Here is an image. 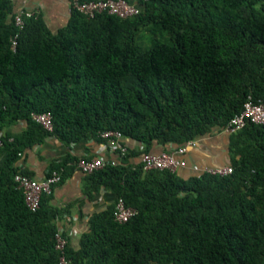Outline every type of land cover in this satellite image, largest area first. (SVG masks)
Returning <instances> with one entry per match:
<instances>
[{
	"label": "trees",
	"instance_id": "obj_1",
	"mask_svg": "<svg viewBox=\"0 0 264 264\" xmlns=\"http://www.w3.org/2000/svg\"><path fill=\"white\" fill-rule=\"evenodd\" d=\"M128 1L138 14L71 9L53 33L39 16L18 28L11 1L0 0V130L25 122L0 145V264H58L57 221L72 206H54L50 193L30 211L14 181L19 153L48 136L106 144L105 130L137 145L83 174L87 198H114L88 216L76 246L68 239L76 264H264V125L223 132L249 95L264 100V0ZM142 28L152 34L147 47L136 41ZM44 111L51 132L32 119ZM213 132L227 137L229 174L134 163L155 145ZM79 158L66 154L48 173L62 169V182ZM118 198L137 210L124 223L113 219Z\"/></svg>",
	"mask_w": 264,
	"mask_h": 264
},
{
	"label": "crops",
	"instance_id": "obj_2",
	"mask_svg": "<svg viewBox=\"0 0 264 264\" xmlns=\"http://www.w3.org/2000/svg\"><path fill=\"white\" fill-rule=\"evenodd\" d=\"M10 1L13 13L16 14L22 10L37 12L38 16L53 33L63 28L69 20L71 12L69 0ZM23 128H25V122L21 121L3 128L0 133L3 134L6 131L18 132ZM125 144L129 147L137 145L131 140H125ZM176 147L172 144L155 145L152 153L170 151ZM223 149L227 151V137L223 133L213 132L196 138V145L189 146L186 152L180 155L185 160V165L177 169L178 173L187 176L194 172L196 166L200 168L201 166L221 165L218 156ZM98 150L105 152V156L108 158L115 157V154L108 149L107 144L102 141L99 142L89 138L77 143L64 144L58 138L48 136L43 142L25 149L18 158V164H22L23 169L30 171L32 177L41 179L48 173L50 163L63 158L66 154L82 157L93 155ZM83 174L75 167V170L57 184L51 193V203L54 206L72 205L70 215L58 220L57 225L63 229L74 246L77 245L79 234L87 230L88 216L105 208L114 198V194L108 191H103L91 199L87 198L82 192Z\"/></svg>",
	"mask_w": 264,
	"mask_h": 264
},
{
	"label": "built area",
	"instance_id": "obj_3",
	"mask_svg": "<svg viewBox=\"0 0 264 264\" xmlns=\"http://www.w3.org/2000/svg\"><path fill=\"white\" fill-rule=\"evenodd\" d=\"M70 9H76L87 18H93L97 14L109 13L121 18L132 17L139 13L140 7L137 3L128 0H69ZM24 17H38V13L34 11L22 10L14 15V23L18 28L23 26ZM15 34L10 39V47L14 50L16 46ZM32 119L39 123L46 131L53 130L52 113L44 111L40 113H32ZM248 122L264 125V100L253 99L251 95L247 97L243 104L242 110L235 114L223 132L233 133L242 129ZM99 137L106 141L108 149L115 154L114 158L105 156V152L98 150L95 154L88 158L80 157L74 163L82 173H91L101 167L105 163L115 164L121 156L128 152V146L124 142L122 133L118 130H105L99 133ZM2 144V134L0 133V145ZM196 139L188 140L181 146L171 149L170 151H162L159 153H145L139 158L134 159V163H141L143 170L159 169L175 171L179 167L185 165V160L180 155L184 154L189 146H195ZM21 153H19V158ZM16 161L18 171L14 174L16 187L21 190L24 196V202L30 211H36L39 208L41 196L50 194L53 188L61 182L62 169L52 170L43 178L37 179L21 172L22 164ZM21 165V166H20ZM212 174L226 175L232 172L231 165H223L217 167L206 168ZM134 207L127 206L122 198H118L114 203L113 219L119 223L128 221L136 214ZM63 229L57 228L54 235L55 249L58 252V264H76L75 261L67 254L68 237L63 233Z\"/></svg>",
	"mask_w": 264,
	"mask_h": 264
},
{
	"label": "rangeland",
	"instance_id": "obj_4",
	"mask_svg": "<svg viewBox=\"0 0 264 264\" xmlns=\"http://www.w3.org/2000/svg\"><path fill=\"white\" fill-rule=\"evenodd\" d=\"M151 35H152L151 32L147 28H142L138 33V37H137L138 40L136 41L139 42L143 47H147L150 43ZM218 157L219 160L221 161V165L218 166L231 165V161L226 149L225 150L223 149ZM210 167H217V166H201L200 168L199 166L198 167L196 166V168H194V172L204 171L206 168H210Z\"/></svg>",
	"mask_w": 264,
	"mask_h": 264
}]
</instances>
